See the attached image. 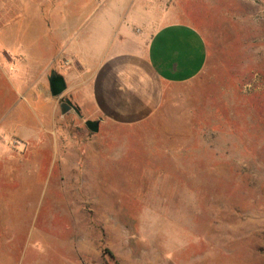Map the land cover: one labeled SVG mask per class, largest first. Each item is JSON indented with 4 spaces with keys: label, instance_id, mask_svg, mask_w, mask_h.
<instances>
[{
    "label": "rangeland",
    "instance_id": "1",
    "mask_svg": "<svg viewBox=\"0 0 264 264\" xmlns=\"http://www.w3.org/2000/svg\"><path fill=\"white\" fill-rule=\"evenodd\" d=\"M195 4L206 64L159 112L107 139L65 118L36 184L0 178V264H264V0Z\"/></svg>",
    "mask_w": 264,
    "mask_h": 264
},
{
    "label": "crops",
    "instance_id": "2",
    "mask_svg": "<svg viewBox=\"0 0 264 264\" xmlns=\"http://www.w3.org/2000/svg\"><path fill=\"white\" fill-rule=\"evenodd\" d=\"M197 10L195 0H0V93L14 96L0 139L25 147H0V178L36 184L60 142L71 140L65 118L94 121L107 139L109 126H138L159 112L164 86L205 67ZM51 73L65 84L57 96Z\"/></svg>",
    "mask_w": 264,
    "mask_h": 264
},
{
    "label": "water",
    "instance_id": "3",
    "mask_svg": "<svg viewBox=\"0 0 264 264\" xmlns=\"http://www.w3.org/2000/svg\"><path fill=\"white\" fill-rule=\"evenodd\" d=\"M49 82H50V89H51V95L52 96H57L59 94H61V92L63 91L65 84L63 81V78L55 73H51L50 77H49ZM63 111L67 110L69 108V105L67 102H63L61 105ZM86 127L90 130V131H97V123L94 121H86L85 122Z\"/></svg>",
    "mask_w": 264,
    "mask_h": 264
},
{
    "label": "built area",
    "instance_id": "4",
    "mask_svg": "<svg viewBox=\"0 0 264 264\" xmlns=\"http://www.w3.org/2000/svg\"><path fill=\"white\" fill-rule=\"evenodd\" d=\"M14 143V142H13ZM16 144V143H15Z\"/></svg>",
    "mask_w": 264,
    "mask_h": 264
}]
</instances>
